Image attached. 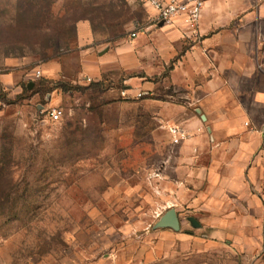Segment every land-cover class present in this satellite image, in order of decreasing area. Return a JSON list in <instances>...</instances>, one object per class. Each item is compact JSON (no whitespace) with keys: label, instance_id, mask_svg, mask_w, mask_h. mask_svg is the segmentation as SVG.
<instances>
[{"label":"rangeland","instance_id":"obj_1","mask_svg":"<svg viewBox=\"0 0 264 264\" xmlns=\"http://www.w3.org/2000/svg\"><path fill=\"white\" fill-rule=\"evenodd\" d=\"M159 28L127 0H0V75L15 81L0 86V264H242L230 244L178 238L202 236L182 212L177 232L154 228L168 204L161 110L179 101L167 79L179 49L139 58L152 71L141 73L152 90L139 98L126 86L134 73H84L88 48L100 54Z\"/></svg>","mask_w":264,"mask_h":264},{"label":"crops","instance_id":"obj_2","mask_svg":"<svg viewBox=\"0 0 264 264\" xmlns=\"http://www.w3.org/2000/svg\"><path fill=\"white\" fill-rule=\"evenodd\" d=\"M147 7L150 21L155 11ZM159 27L149 39L136 35L100 54L88 48L84 73L96 78L114 66L134 73L126 80L134 93L152 90L141 75L152 71L139 58L159 49L171 59L179 49L167 78L179 101L161 111L188 138L170 144L164 157L165 212H182L202 235L184 231L178 238L185 242L230 244L242 264H264V0H206L198 37L180 22ZM13 78L0 75V86L11 91Z\"/></svg>","mask_w":264,"mask_h":264},{"label":"built area","instance_id":"obj_3","mask_svg":"<svg viewBox=\"0 0 264 264\" xmlns=\"http://www.w3.org/2000/svg\"><path fill=\"white\" fill-rule=\"evenodd\" d=\"M142 5L150 6L154 9L155 15L150 18L149 23L156 26L162 25H173L174 23L180 22L190 32L191 36H199V21L202 15L204 4L206 0H130ZM143 30L142 28L139 30ZM138 30H134L130 33V37H135ZM35 77H40V70L34 72ZM123 96L128 97V91L124 90L121 92ZM145 93L136 92L129 97L139 98ZM1 104V99H0ZM49 119L56 121L61 116V111L52 109L48 113ZM171 134L172 143L177 144L188 138V134L180 129L176 125L168 127Z\"/></svg>","mask_w":264,"mask_h":264},{"label":"water","instance_id":"obj_4","mask_svg":"<svg viewBox=\"0 0 264 264\" xmlns=\"http://www.w3.org/2000/svg\"><path fill=\"white\" fill-rule=\"evenodd\" d=\"M28 87L29 88L31 87V83H29ZM188 221L190 222L192 227H198V224L196 223L194 218H188ZM164 227H170L176 231L179 230L180 228L179 219L174 208L168 209L163 215H161L158 221L154 224V228H164Z\"/></svg>","mask_w":264,"mask_h":264},{"label":"trees","instance_id":"obj_5","mask_svg":"<svg viewBox=\"0 0 264 264\" xmlns=\"http://www.w3.org/2000/svg\"><path fill=\"white\" fill-rule=\"evenodd\" d=\"M41 11H42V10H41ZM44 13L46 14L47 12L44 11ZM48 19L51 20V19H54V18H53V16H49ZM49 24H50V22L48 21V23H47V25H46V27H47L46 30H49V28H50V25H49Z\"/></svg>","mask_w":264,"mask_h":264}]
</instances>
